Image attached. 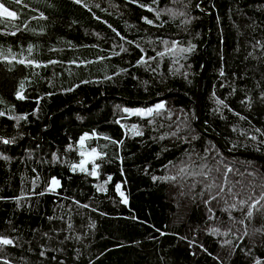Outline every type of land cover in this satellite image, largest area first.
<instances>
[{
    "label": "trees",
    "instance_id": "1",
    "mask_svg": "<svg viewBox=\"0 0 264 264\" xmlns=\"http://www.w3.org/2000/svg\"><path fill=\"white\" fill-rule=\"evenodd\" d=\"M0 3V264H264V0Z\"/></svg>",
    "mask_w": 264,
    "mask_h": 264
},
{
    "label": "water",
    "instance_id": "2",
    "mask_svg": "<svg viewBox=\"0 0 264 264\" xmlns=\"http://www.w3.org/2000/svg\"><path fill=\"white\" fill-rule=\"evenodd\" d=\"M1 18L5 19H14V17H6V16H0ZM204 54H205V59H204V66L202 68V72L199 77L198 81V89H197V100H196V109H197V123L199 128L206 133L203 123H202V111H201V96H202V87H203V82H204V76H205V70H206V65H207V57H206V47L204 48ZM214 137V139L219 143L220 147L223 148L224 150L231 152L228 147L226 146L225 142L218 136L216 135H211ZM253 158L259 159V160H264V156H258V155H249Z\"/></svg>",
    "mask_w": 264,
    "mask_h": 264
},
{
    "label": "snow or ice",
    "instance_id": "3",
    "mask_svg": "<svg viewBox=\"0 0 264 264\" xmlns=\"http://www.w3.org/2000/svg\"><path fill=\"white\" fill-rule=\"evenodd\" d=\"M16 2L19 3L20 0H16ZM77 2L79 3L80 0H77ZM141 7H144V5H141ZM15 15H16V13L10 11L8 7H5L4 3H0V16L14 17ZM157 15H159V14H157ZM147 22L148 23H152V21H147ZM185 51H191V49H185ZM21 62H23V61H21ZM18 95L20 96V98H23V96L20 95L19 93H18ZM220 103H222V101ZM157 107L158 108H162L163 105L161 104V105H158ZM125 111H128V110L126 109ZM148 114H151V110H148ZM0 115H4V113L0 112ZM86 138H87L86 136L81 138V140H80L81 145H83L84 140ZM5 143H8V141H5ZM93 153H95L94 149H93ZM82 165H83V162H82ZM82 165H81V167H82ZM98 167H99L98 165L94 166V168H93L92 172L90 173V175H97L96 168H98ZM109 179H111V177H109ZM52 184H53V186H58L59 185V181L53 179ZM119 187L120 186L117 185L118 189H119ZM121 195L123 196V193H121ZM124 203H127V199L126 198L124 200ZM249 215H251V213H249ZM12 243H13V241L11 239L0 238V244H2V245H10Z\"/></svg>",
    "mask_w": 264,
    "mask_h": 264
},
{
    "label": "rangeland",
    "instance_id": "4",
    "mask_svg": "<svg viewBox=\"0 0 264 264\" xmlns=\"http://www.w3.org/2000/svg\"><path fill=\"white\" fill-rule=\"evenodd\" d=\"M158 104H156L157 107ZM154 107L151 108H137L134 111L137 113H140L142 115H148V110H151V112L153 111Z\"/></svg>",
    "mask_w": 264,
    "mask_h": 264
}]
</instances>
